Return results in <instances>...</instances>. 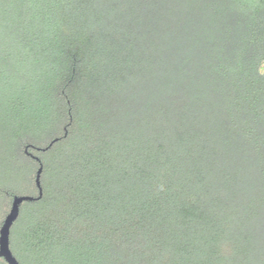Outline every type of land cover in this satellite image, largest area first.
Returning <instances> with one entry per match:
<instances>
[{
    "label": "trees",
    "instance_id": "16d2710c",
    "mask_svg": "<svg viewBox=\"0 0 264 264\" xmlns=\"http://www.w3.org/2000/svg\"><path fill=\"white\" fill-rule=\"evenodd\" d=\"M39 167L20 264H264V0H0V225Z\"/></svg>",
    "mask_w": 264,
    "mask_h": 264
},
{
    "label": "water",
    "instance_id": "95a60500",
    "mask_svg": "<svg viewBox=\"0 0 264 264\" xmlns=\"http://www.w3.org/2000/svg\"><path fill=\"white\" fill-rule=\"evenodd\" d=\"M55 142H57V140L52 141L45 149H38V151L40 150L46 151ZM41 173H42V167H39L35 177V186L38 189V196L37 197L14 196L12 198L9 211L5 215L0 225V259L3 260L6 264H20L12 255V252L10 250V245H9L10 229L18 219L22 204L26 202L37 201L41 198L42 196V190L40 186Z\"/></svg>",
    "mask_w": 264,
    "mask_h": 264
}]
</instances>
